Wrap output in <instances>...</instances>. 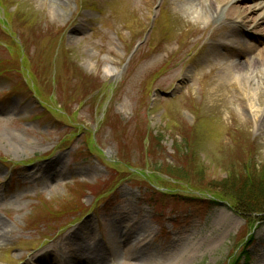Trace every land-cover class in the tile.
Returning <instances> with one entry per match:
<instances>
[{
  "label": "rangeland",
  "instance_id": "1",
  "mask_svg": "<svg viewBox=\"0 0 264 264\" xmlns=\"http://www.w3.org/2000/svg\"><path fill=\"white\" fill-rule=\"evenodd\" d=\"M207 1L0 0V264H264V199L233 198L264 169V6L236 43L217 21L264 0Z\"/></svg>",
  "mask_w": 264,
  "mask_h": 264
},
{
  "label": "bare ground",
  "instance_id": "2",
  "mask_svg": "<svg viewBox=\"0 0 264 264\" xmlns=\"http://www.w3.org/2000/svg\"><path fill=\"white\" fill-rule=\"evenodd\" d=\"M49 1L57 3L60 0H49ZM207 2H208L207 0H175V3H179L180 5L185 6L184 8L194 9L197 12L199 18H203V20H207V12L209 11V6H210L207 4ZM262 6H264V1H258L256 3H253L245 7L229 6L225 14L221 15L222 17L218 19L217 21H221L222 19L221 26L226 29H229V33H227L226 36H229L236 43V42H239V40L243 38V36H247L244 33L245 28H242V26L249 27L248 24L250 20L252 19L250 15L254 14ZM53 12H56V11L53 10ZM236 19H238L237 21H239V24L235 23ZM262 20L264 21V15L262 16ZM255 27H259L257 29L259 32L264 31V27H260L259 24L255 25ZM222 44H225V43H221L217 41L214 45H217L218 47H223ZM244 110L247 112V109H244ZM4 229H5V225L0 220V231L4 232ZM74 235L76 234L74 233ZM74 235H70L69 237L74 239L76 238V236ZM0 237H3V235L0 234ZM123 237L125 238V240L122 241L121 243H123L124 245L128 244L127 241L130 240L129 239L130 234L124 233ZM70 238L69 240H71ZM79 254L82 255L83 258L81 256H76L72 262L73 264H105V259H106L105 255L98 247L83 246L82 248H80ZM35 262H38L40 264H66V263H63V261H61L60 258H58L57 256H50L49 252H45L41 254L39 257L35 259Z\"/></svg>",
  "mask_w": 264,
  "mask_h": 264
},
{
  "label": "trees",
  "instance_id": "3",
  "mask_svg": "<svg viewBox=\"0 0 264 264\" xmlns=\"http://www.w3.org/2000/svg\"><path fill=\"white\" fill-rule=\"evenodd\" d=\"M186 149L185 147L183 148ZM181 150V147H177V153L179 154ZM234 165L237 166L235 163ZM241 167V165H239ZM156 169L158 172H163L169 176H172L173 178H181L185 181V179H188L190 176L189 170L186 168H181L178 166H171L168 164L158 163L156 166ZM233 169L232 171H234ZM236 173H231L228 176L227 181H223L222 183H217V186H221V191L224 192V189L226 188V184H230L229 179L232 181L235 180ZM240 176L238 177L239 180H241L240 184H237L236 190H238V193L233 196L235 203V207L238 206L243 212H247L248 210L253 212V197H262L264 199V169L261 167L260 170H257V168L253 165H244L241 168ZM225 186V187H224ZM194 187V186H193ZM224 189H223V188ZM239 188V189H238ZM220 189V188H219ZM256 204V203H255ZM261 207L262 211L264 212V201L261 200ZM242 207H247L248 210H244Z\"/></svg>",
  "mask_w": 264,
  "mask_h": 264
}]
</instances>
